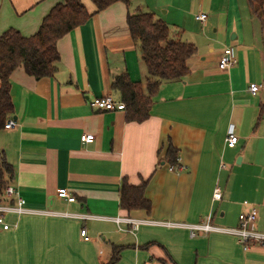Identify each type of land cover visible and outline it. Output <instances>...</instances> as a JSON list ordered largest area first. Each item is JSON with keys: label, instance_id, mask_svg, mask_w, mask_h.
Here are the masks:
<instances>
[{"label": "crops", "instance_id": "0c3cea01", "mask_svg": "<svg viewBox=\"0 0 264 264\" xmlns=\"http://www.w3.org/2000/svg\"><path fill=\"white\" fill-rule=\"evenodd\" d=\"M128 1L97 12L91 0H81L92 15L58 41L55 76L35 78L22 66L11 75L9 120L17 124L0 130V158L12 165L9 185L28 208L57 214L7 215L10 229L0 226V264H108L115 247V264H264L260 247L244 251L235 236L192 237L187 229L156 223L193 224L211 215L215 225L230 228L255 207L256 229L264 231V89L249 91L252 83H264V27L247 0ZM62 2L0 0V36L10 28L34 35ZM137 9L152 12L197 48L189 74L161 83L142 122L127 120L125 110L91 105L105 95L122 102L112 89L118 75L145 83L127 24ZM203 13L206 20H198ZM226 48L236 62L221 70ZM229 132L239 137L234 148L226 145ZM84 134L94 141L82 142ZM170 145L178 149L182 169L166 161ZM123 178L135 186L147 181L151 211L130 216L151 222L134 233L109 220L127 215L120 207ZM60 188L75 201L59 198ZM216 189L220 200H214ZM83 228L90 241L81 236Z\"/></svg>", "mask_w": 264, "mask_h": 264}, {"label": "trees", "instance_id": "16d2710c", "mask_svg": "<svg viewBox=\"0 0 264 264\" xmlns=\"http://www.w3.org/2000/svg\"><path fill=\"white\" fill-rule=\"evenodd\" d=\"M100 12L119 0H91ZM129 4L128 0H120ZM252 14L264 27V0H247ZM92 14L81 0H64L56 4L43 19L38 31L29 37L14 28L0 36V130L14 113L10 95L11 75L22 66L35 78L54 77L58 70L60 54L58 41L72 30L85 24ZM130 35L140 53V60L147 70L145 83L134 82L127 73L115 77L112 89L125 104L126 118L142 122L149 117L153 98L162 82L182 79L189 74L188 61L197 48L172 34L170 26L157 19L152 12L137 9L127 16ZM179 151L170 145L166 161L173 169H182ZM13 176V167L4 157L0 158V202ZM8 177V178H7ZM147 181L132 185L126 178L120 187V207L127 212L151 211V202L145 197ZM118 250V251H117ZM119 260V248H114L108 264Z\"/></svg>", "mask_w": 264, "mask_h": 264}, {"label": "built area", "instance_id": "2783aa9c", "mask_svg": "<svg viewBox=\"0 0 264 264\" xmlns=\"http://www.w3.org/2000/svg\"><path fill=\"white\" fill-rule=\"evenodd\" d=\"M200 21H205L207 18L206 14H199L196 17ZM236 60L234 59V53L231 48H226L219 60V68L221 70H226L231 67ZM260 89H264V83L259 85L256 83H252L249 87V91L252 95H256L259 93ZM91 105L101 110L107 111H115V110H125V104L123 102H117L112 95H105L101 97H96L92 100ZM16 122L14 120H9L6 122V129H11L16 126ZM94 135L84 134L81 136V141L84 143H92L94 141ZM239 137L234 132H229L226 137V145L227 147L234 148L238 144ZM57 196L61 199H64L68 202H74L75 197L70 193L67 188H60L57 191ZM214 200L221 199V193L218 189L214 191ZM4 200L0 202V226L4 230H9L10 225L6 221V216L9 214H14L17 216L25 215V214H38V215H55L56 212L47 211V210H35L27 207L26 200L21 197L17 191V189L11 185L7 186L3 193ZM14 199V202H6V200ZM67 217L78 218L82 220L94 219L98 220L100 217L92 216L88 214H71L64 213ZM258 219V210L255 207H251L249 211L241 213L238 217V225L236 227H220L215 225L212 222V216L208 215L202 221L198 223H179V222H169V221H160L156 222L162 226L168 227H176V228H184L190 232L192 237L198 234H210L213 232L216 233H224L228 235L235 236L238 239L239 245L242 247L244 251H249L251 247L258 246L264 252V231H259L256 229V221ZM110 221L115 222L119 229L125 232H136L142 225L148 224L149 220L133 218L131 216L125 217H114L109 219ZM125 224L129 226L128 228L122 227ZM81 236L84 241H90V237L88 236L87 230L85 228L81 231Z\"/></svg>", "mask_w": 264, "mask_h": 264}, {"label": "rangeland", "instance_id": "374dc122", "mask_svg": "<svg viewBox=\"0 0 264 264\" xmlns=\"http://www.w3.org/2000/svg\"><path fill=\"white\" fill-rule=\"evenodd\" d=\"M248 3V2H247ZM144 66V65H143ZM144 68H145V66H144ZM146 69V68H145ZM146 73H147V70H146ZM146 77H147V74H146ZM145 80H146V78H145Z\"/></svg>", "mask_w": 264, "mask_h": 264}]
</instances>
